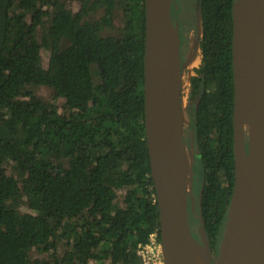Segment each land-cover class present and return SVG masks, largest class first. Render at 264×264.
<instances>
[{"label": "trees", "instance_id": "obj_1", "mask_svg": "<svg viewBox=\"0 0 264 264\" xmlns=\"http://www.w3.org/2000/svg\"><path fill=\"white\" fill-rule=\"evenodd\" d=\"M234 1L198 0L186 104L213 257L235 177ZM144 29V0H0V264H142L139 244L160 241Z\"/></svg>", "mask_w": 264, "mask_h": 264}, {"label": "water", "instance_id": "obj_2", "mask_svg": "<svg viewBox=\"0 0 264 264\" xmlns=\"http://www.w3.org/2000/svg\"><path fill=\"white\" fill-rule=\"evenodd\" d=\"M172 0H144V123L149 151L151 174L154 183L159 211L160 242L164 264H185L183 241L187 235L194 238L201 247L208 264H264V133L257 132L245 120L244 112L248 101L249 84L253 76L246 78L242 74L240 38L236 26L233 3V69H234V107H233V153L235 163L234 185L229 200L225 227L216 256L210 254L209 245L200 223V234L205 244L193 234L187 218V201L192 199L193 169L191 172V190L186 191L177 179L176 148L183 146L184 123L177 129L174 125L178 113L182 110V87L178 82L172 88L170 100L166 106L167 117L164 123V136L160 143L152 140L155 125L153 109L158 95L155 88L158 82L156 65L161 57V38L172 27L175 33L176 58L173 73L179 75L180 35L177 24L171 21ZM255 1V0H252ZM195 44L199 50L198 39L201 35L199 25ZM200 51V50H199ZM253 75L263 78L264 53L252 66ZM189 83V80H188ZM187 104V101H186ZM178 135H175V132ZM193 137V135H192ZM156 147L162 156L157 158ZM157 158V159H156ZM194 159V153L193 157ZM193 166V161H192Z\"/></svg>", "mask_w": 264, "mask_h": 264}, {"label": "bare ground", "instance_id": "obj_3", "mask_svg": "<svg viewBox=\"0 0 264 264\" xmlns=\"http://www.w3.org/2000/svg\"><path fill=\"white\" fill-rule=\"evenodd\" d=\"M234 14L240 38L242 74L246 78L253 76V80L249 84L248 101L246 103L244 118L257 132L264 133V74L261 79L260 76H254L252 70L253 63L264 53V0H238L234 6ZM176 42L175 33L172 27H169L168 33L164 34L161 38V57L156 65L158 82L155 91L158 98L153 109L155 131L153 132L152 140L157 144L160 143L164 136L163 126L167 117L166 106L170 100L173 86L178 82L177 79H179L178 83L183 90H186L187 85L185 84L186 81H183L182 72L179 75H175L172 71L176 58ZM194 47L190 48L187 55L186 61L188 66L193 65L199 59L196 46ZM184 100L182 96V110L177 114L178 118L174 129H177L184 123L186 114ZM175 135H178L177 131ZM155 151L157 158H160L162 156L161 151L157 147ZM189 151V148L185 144L182 147L177 145L175 157V173L178 181L183 186L185 185L186 191L187 183L190 179L189 171L192 169V162L188 156ZM183 247L185 264H208L203 256L201 247L192 236L187 235L185 237Z\"/></svg>", "mask_w": 264, "mask_h": 264}, {"label": "rangeland", "instance_id": "obj_4", "mask_svg": "<svg viewBox=\"0 0 264 264\" xmlns=\"http://www.w3.org/2000/svg\"><path fill=\"white\" fill-rule=\"evenodd\" d=\"M66 3L73 9L75 10L77 7H78V0H65ZM184 2H186V5L189 6V12L192 13L191 16H193V20H194V15H193V12L195 11L194 9V2L195 0H183ZM177 9V4L175 2V0H172L171 1V6H170V10L171 11H176ZM196 19V18H195ZM190 17V26L188 27V29H191L190 30V35L187 37V38H184V42L186 41L187 43V46H188V53L190 51V48L195 44V41H196V38L198 37V31H197V26H198V22L200 23V20H198L197 22V26H196V30L194 29V21H193ZM171 21L174 25L177 24L178 26V21L176 19L173 18V16L171 15ZM114 27L113 28H110V29H106L104 31L105 34H115L116 33V29L117 28H120L121 26V20L120 18H116L115 21H114ZM187 29V30H188ZM178 30H179V26H178ZM181 38V36H180ZM182 40V39H180ZM181 42V41H180ZM195 48V47H193ZM196 50H197V55L199 56V59L197 61H195V63L191 66H188L187 65V55L185 57V61L184 63L182 62L181 63V72H182V78L184 77V82L186 85V90H181V93L184 97V101H185V119H184V135H183V143L187 146V148H189V159L191 160V162L193 161L192 157H193V153H194V138L192 137L193 135V131H192V128H191V117L187 111V108H186V101H187V93H188V80H189V77L192 75V70L195 66L198 65L199 61H200V51L198 50V48L196 47ZM181 55V54H180ZM185 64V65H184ZM187 66V67H185ZM184 68V69H183ZM39 91L42 93L43 97H47L48 96V90L44 88H40ZM185 91V93H184ZM185 95V96H184ZM186 137V138H185ZM186 139V141H185ZM191 172H192V169L191 171H189V181L187 183V191L191 190ZM194 189V191H193ZM192 199H188L187 201V218H188V223H189V226L191 227V230L193 232V234L195 235V237L197 239L200 240V242H205V239L203 241L202 237H201V234H200V218H199V212H198V200H199V192H198V185H195V188L193 187V184H192ZM205 244V243H203ZM33 256L35 257H47L46 254H40L38 252H33ZM146 256H148V253H146ZM161 259L163 261V254H162V246H161ZM164 264V262H163Z\"/></svg>", "mask_w": 264, "mask_h": 264}, {"label": "flooded vegetation", "instance_id": "obj_5", "mask_svg": "<svg viewBox=\"0 0 264 264\" xmlns=\"http://www.w3.org/2000/svg\"><path fill=\"white\" fill-rule=\"evenodd\" d=\"M176 4H177V9L176 11H171V15L173 16L174 19H176L178 21V26H179V33H180V36H181V63L185 61V57L188 53V46H187V43L186 41L184 42V38H187L189 35H190V30L191 29H188V27L190 26V17L191 19L193 20V16H191L192 13L189 12V6L186 5V2L187 1H183V0H175ZM194 9L195 11L193 12V15H194V29L196 30V26H197V22L198 20H200V15H199V12H198V7H197V4H198V0H195L194 2ZM196 18V19H195ZM200 24H201V20H200ZM188 29V30H187ZM187 47V48H186ZM185 65V64H184ZM187 67V66H185ZM184 69V68H183ZM193 73V71H192Z\"/></svg>", "mask_w": 264, "mask_h": 264}, {"label": "built area", "instance_id": "obj_6", "mask_svg": "<svg viewBox=\"0 0 264 264\" xmlns=\"http://www.w3.org/2000/svg\"><path fill=\"white\" fill-rule=\"evenodd\" d=\"M138 251L141 255L142 264H163L160 256L161 242L155 232L149 235V240L146 244H139ZM146 253H148V256H146Z\"/></svg>", "mask_w": 264, "mask_h": 264}, {"label": "crops", "instance_id": "obj_7", "mask_svg": "<svg viewBox=\"0 0 264 264\" xmlns=\"http://www.w3.org/2000/svg\"><path fill=\"white\" fill-rule=\"evenodd\" d=\"M199 25L201 26V24H200V23L198 22V26H197V29H198Z\"/></svg>", "mask_w": 264, "mask_h": 264}]
</instances>
